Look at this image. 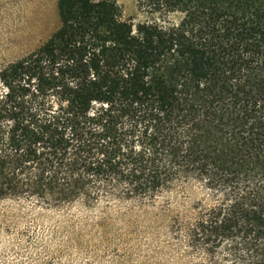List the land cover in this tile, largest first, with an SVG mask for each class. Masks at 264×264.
<instances>
[{"label":"trees","instance_id":"obj_1","mask_svg":"<svg viewBox=\"0 0 264 264\" xmlns=\"http://www.w3.org/2000/svg\"><path fill=\"white\" fill-rule=\"evenodd\" d=\"M58 0L0 68V200L153 199L198 182L188 236L264 264V0Z\"/></svg>","mask_w":264,"mask_h":264},{"label":"rangeland","instance_id":"obj_2","mask_svg":"<svg viewBox=\"0 0 264 264\" xmlns=\"http://www.w3.org/2000/svg\"><path fill=\"white\" fill-rule=\"evenodd\" d=\"M58 0H0V68L39 47L59 26ZM142 20L138 0H118ZM211 199L198 182H180L153 199L102 192L91 204L60 207L0 200V264H252L225 243L194 245L191 227Z\"/></svg>","mask_w":264,"mask_h":264}]
</instances>
